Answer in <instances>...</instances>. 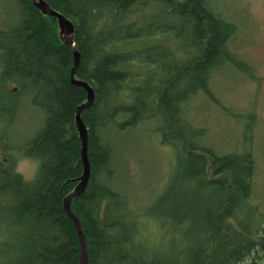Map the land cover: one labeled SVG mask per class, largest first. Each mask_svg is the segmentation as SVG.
<instances>
[{"label":"trees","instance_id":"obj_1","mask_svg":"<svg viewBox=\"0 0 264 264\" xmlns=\"http://www.w3.org/2000/svg\"><path fill=\"white\" fill-rule=\"evenodd\" d=\"M45 1L72 21L75 79L95 92L81 112L90 177L71 202L88 264H264L253 142L220 152L188 117L194 101L215 98L213 79L224 69L256 74L231 46L237 26L211 0ZM15 4V20L0 27V91L45 122L17 143L39 162L35 178L22 176L13 160L0 167V249L14 241L0 264H81L64 200L84 173L76 114L88 93L71 79L74 49L61 40L57 19L33 0ZM167 37L181 39L180 52L164 46ZM148 123L174 166L140 205L120 182L116 150L123 135Z\"/></svg>","mask_w":264,"mask_h":264},{"label":"rangeland","instance_id":"obj_2","mask_svg":"<svg viewBox=\"0 0 264 264\" xmlns=\"http://www.w3.org/2000/svg\"><path fill=\"white\" fill-rule=\"evenodd\" d=\"M211 2L214 10L237 26L231 46L254 67L256 74L252 76L232 67L224 69L223 74L218 73L213 79L215 98L201 97L194 101L188 117L196 126L207 128L206 143L220 152L240 149L253 142L258 163L255 201L264 206V0ZM16 15L15 0H0V27L15 20ZM163 44L175 52H180L182 47L179 38L167 37ZM0 109V133L5 131L10 143L26 142L44 126L42 113L30 107L24 109L22 99L7 96L3 91H0ZM153 125L148 123L123 135L116 150L120 182L140 205L160 191L174 166L172 150L161 146L157 137L153 142ZM14 157L16 170L33 180L39 162L19 151ZM12 243L11 238L9 245L0 249L2 258Z\"/></svg>","mask_w":264,"mask_h":264},{"label":"water","instance_id":"obj_3","mask_svg":"<svg viewBox=\"0 0 264 264\" xmlns=\"http://www.w3.org/2000/svg\"><path fill=\"white\" fill-rule=\"evenodd\" d=\"M33 2L35 6L38 7L44 15H50L57 19V23L59 27V36L61 40L64 43L71 44L74 49V63L70 73L71 79L75 84L84 87L88 93L87 102L78 108L76 114V123L82 140V161L84 165V173L81 177L80 183L77 185L75 190L71 194H69L64 200L65 212L74 221L76 225V229L80 241V247H81V264H88V252H87L85 236L82 227L80 225V222L71 208V202L73 197L80 195L85 190L90 177V162L88 157V132L85 124L82 121L81 112L85 108H89L93 104L95 99V92L93 88L86 82L75 79V74L80 64V53L77 49L76 40L74 36L75 30L72 21L69 20L67 17H65L63 14L51 8V6L45 0H33Z\"/></svg>","mask_w":264,"mask_h":264},{"label":"flooded vegetation","instance_id":"obj_4","mask_svg":"<svg viewBox=\"0 0 264 264\" xmlns=\"http://www.w3.org/2000/svg\"><path fill=\"white\" fill-rule=\"evenodd\" d=\"M2 127V126H1ZM17 143H10L6 136V132L3 131L0 133V167L4 168L8 162L13 164L15 154L18 152ZM13 160V161H9ZM1 171V170H0Z\"/></svg>","mask_w":264,"mask_h":264}]
</instances>
